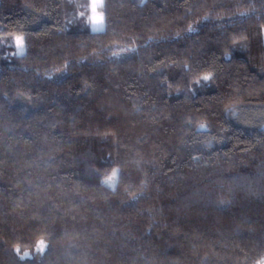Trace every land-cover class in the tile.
<instances>
[{
    "label": "trees",
    "instance_id": "16d2710c",
    "mask_svg": "<svg viewBox=\"0 0 264 264\" xmlns=\"http://www.w3.org/2000/svg\"><path fill=\"white\" fill-rule=\"evenodd\" d=\"M87 3L0 0V264H256L264 0Z\"/></svg>",
    "mask_w": 264,
    "mask_h": 264
},
{
    "label": "clouds",
    "instance_id": "9594fccd",
    "mask_svg": "<svg viewBox=\"0 0 264 264\" xmlns=\"http://www.w3.org/2000/svg\"><path fill=\"white\" fill-rule=\"evenodd\" d=\"M105 4V0H93L92 3V12L90 21L92 24H102L105 23V13L102 11H99L101 5ZM8 37L14 38V44L15 48L17 50H23L25 48V39H24V33L22 32H8V33H0V42H2L4 39H7ZM197 82V81H196ZM119 173V168L117 166L112 167L109 174L105 175L102 179V183L106 186H108L110 189H112L113 192H115V185L117 182ZM131 195H135V193H130ZM43 240V239H41ZM44 241V240H43ZM40 249L43 251L46 247L45 241L44 243L39 245ZM19 249V246H16V250ZM25 253H28L27 250H25ZM256 264H264V256H262Z\"/></svg>",
    "mask_w": 264,
    "mask_h": 264
},
{
    "label": "snow or ice",
    "instance_id": "6c2138e0",
    "mask_svg": "<svg viewBox=\"0 0 264 264\" xmlns=\"http://www.w3.org/2000/svg\"><path fill=\"white\" fill-rule=\"evenodd\" d=\"M92 3H93V0H88V3H87L88 15H87L86 21L89 24V26L91 27L92 32H94V33L102 32V31L105 30V23L92 24L91 21H90L91 12H92ZM104 9H105V4H102L100 9H98V10L104 12ZM241 15H246V13H241ZM79 16L80 17H84L85 16V12H83V11L79 12ZM189 31H192V27L191 26H189ZM7 39H4L3 41H6ZM24 39H25V37H24ZM11 42H12V45H14V47H15L14 38L13 37H11ZM25 50H26V40H25V48L23 50H17L16 49V52L13 53V55H21V54H23L25 52ZM113 55L116 56L117 58L119 57V53H113ZM185 67L187 68L188 66L186 65ZM212 78L213 77H212L211 74H204L202 76V80L205 81V82L210 81ZM200 82H201V80H197L196 83L199 84ZM202 127H204V125H202ZM134 199H136V198L134 197ZM42 243H44L43 240L37 241V249L36 250L38 252H43L44 251V250L42 251L40 249V247H39V245L42 244ZM16 251H17V253H19L20 249H17ZM21 259L22 260H30V259H32L31 253L28 252V253L23 254Z\"/></svg>",
    "mask_w": 264,
    "mask_h": 264
}]
</instances>
